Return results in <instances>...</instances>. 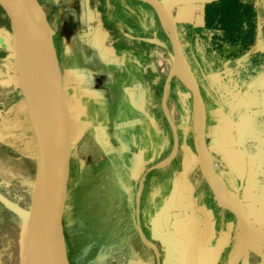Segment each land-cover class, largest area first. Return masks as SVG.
I'll return each instance as SVG.
<instances>
[{
    "label": "rangeland",
    "instance_id": "374dc122",
    "mask_svg": "<svg viewBox=\"0 0 264 264\" xmlns=\"http://www.w3.org/2000/svg\"><path fill=\"white\" fill-rule=\"evenodd\" d=\"M57 1L40 0L57 30L55 39L65 99L72 110L74 140L63 218L70 263L181 264L185 255L190 262V257L199 255L198 245H193L195 254L188 249L187 254L183 252L180 256L179 250L191 245L190 228L197 212L192 208L193 214L186 217L187 229H180L176 218L178 191L186 185L187 195L191 194L187 204L193 201L195 206L202 202L208 205L209 212L219 204L200 170L192 93L176 77L170 80L166 91L173 68L168 32L147 3L103 0L109 32L99 34L100 42L110 48L119 44L126 46L118 50L117 56L125 59L122 60L87 43L86 32H70L67 25L72 23L73 8L68 13L70 16L59 14L64 21L58 22ZM240 1L242 22L240 28L232 30L235 32L226 34L222 26H194L193 19L178 23L184 54L206 106V138L215 164L213 169L219 177L218 185L224 192L235 194L236 184L231 181L235 169L224 151L230 136L226 127L232 125L231 118L225 114L232 103L228 93H232L235 78H239L237 74L244 63L264 62V0ZM82 10L79 14L84 12ZM177 12L179 15L181 11ZM77 20V26L82 28L83 17ZM4 22L9 23V20L0 0V264H20V212L28 210L31 203L36 143L15 65L10 24L7 28ZM196 28L202 31L197 32ZM131 61L134 64L143 61L149 66L155 104L153 117L150 111L149 119L146 114L139 117L138 132L128 134L126 130L133 129V125H128L131 118H124L116 131L113 125L108 127L110 120L117 117L111 114L114 103H118L119 108L123 103V110L127 109L126 105L130 108L135 103L125 91V84L139 79L138 74L129 73L123 78L122 91L120 86L103 91L100 83L105 80L101 77L103 70L109 72L108 67L115 66L114 62L121 72V63ZM73 65L78 67L73 68ZM118 111L120 114V109ZM169 119L176 127L177 142ZM217 131L221 135L217 136ZM220 164L226 169L217 173L216 165ZM152 166L156 168L144 188L140 221L145 237L164 247L162 255L142 241L136 211L140 180ZM169 208H172L171 216L166 213ZM219 208L227 214L233 227L229 241L219 249L214 264H230L239 226L231 212ZM226 219H219V240L224 237Z\"/></svg>",
    "mask_w": 264,
    "mask_h": 264
},
{
    "label": "water",
    "instance_id": "95a60500",
    "mask_svg": "<svg viewBox=\"0 0 264 264\" xmlns=\"http://www.w3.org/2000/svg\"><path fill=\"white\" fill-rule=\"evenodd\" d=\"M1 1L12 32L15 59L17 60L16 50H18V46L28 59L43 89L47 118V125L43 131L36 128L32 121L38 140L37 166L31 203L28 210L25 211V218H22L19 235V262L20 264H71L67 253L63 219L70 168L71 139L62 67L54 40V32L40 0ZM138 1L149 4L157 15L160 16V13H164L168 17L166 31L171 40L173 68L166 84V91L170 80L176 77L192 93L197 118L195 124L200 170L219 206L231 212L237 222L243 223L248 229L247 240L239 247L235 246V251L230 260V264H241L253 241V229L239 197L236 195L238 207H235L227 198L226 192L218 185L219 177L212 167V155L206 140L207 113L204 98L184 54L179 36L178 21L173 11V8L177 6H206L220 0ZM184 64L191 72L192 80L184 75ZM22 94L32 120L31 105L23 90ZM163 108L166 110L165 98ZM170 124L177 142L176 127L172 120H170ZM163 165L164 163L160 166ZM155 168L153 166L149 171ZM37 222L39 224L36 229ZM139 232L142 241L158 254L157 249L146 239L140 222Z\"/></svg>",
    "mask_w": 264,
    "mask_h": 264
},
{
    "label": "crops",
    "instance_id": "0c3cea01",
    "mask_svg": "<svg viewBox=\"0 0 264 264\" xmlns=\"http://www.w3.org/2000/svg\"><path fill=\"white\" fill-rule=\"evenodd\" d=\"M72 8L74 10L73 18L71 19L72 23L67 25L70 32H86L84 40L87 43L93 46H99L105 52L110 54L113 53L115 56L119 54V49H125L126 46H123L122 44L121 46L119 44L110 48L106 45V43L102 41L100 42L99 34L102 32L107 34V32H109L108 22L104 12L103 0H89V2H86V0H58L55 11L58 22L60 20L61 22L64 21V19L59 18V14H66L70 16L68 13ZM78 8L83 9L82 11L84 12L79 14L80 9ZM76 9H78V11H76ZM173 11L178 23H187L189 19H193L194 23L192 24L198 27H203L206 23V6L204 5H200L199 8L195 5L177 6L173 8ZM177 11H181L179 12V15ZM80 16L83 17L85 22V25H83L82 28H79L76 23L78 22L77 19H79ZM50 23L54 32V40L56 44L55 32H57V30H55L53 22L50 21ZM73 56L75 55L73 54ZM118 58L125 60L123 57ZM121 64V72L117 70L116 62H114L115 66L111 65L108 67L109 72H105L103 70L104 74L102 73L101 77H105V80L101 79L102 81L100 86L101 88H104L103 91H110L112 86H120V90L122 91L124 85L123 78L129 73L138 74L139 79H136V81L133 82L131 80V82L125 84L127 86L125 91L130 95L128 96L131 97V100L135 103L131 104L130 108L126 105L127 109L125 108V111L123 110V103H121L120 108L118 103H114V111H111V114H115L117 117L110 120L111 123L108 127L111 128L113 125V129L116 131L119 128H116L117 125L122 126V120H124V118H131L128 125L131 124V127L133 125V129H129L130 131L126 130L129 134L130 132H138L139 117L146 114L147 119H149V111L152 113L153 117L155 91L151 88L149 76L150 71L147 63L145 64V62L142 61L140 64L139 62L134 64V61H131ZM75 67L77 68L78 66L73 65V68ZM104 69L106 68L104 67ZM241 70L242 71L239 72L240 74H237V76L239 75V78H235L234 83H236V85H234L232 93H228V95L232 98V103L225 111V114L231 118L232 125L226 127V133H229L230 136H228L224 151L225 154L229 156L230 165H232L235 169L231 181L236 184V195L242 201L245 213L253 229V241L241 264H264V62H246L242 66ZM217 94L219 95L218 90ZM66 105L70 126L71 159L74 140L72 133V110L69 103H66ZM145 105L146 108H144ZM118 109H120L122 113L120 112L119 114ZM134 126H136V128H134ZM216 134L217 136L221 135V132L217 131ZM206 140L208 149L211 152L208 144V138H206ZM35 143L37 161L38 140L36 133ZM149 170L150 168L142 176L137 193L136 211L138 213L141 228L142 221H140V216L142 214L141 207L145 190L144 188L148 185L152 176L151 171ZM184 187L186 188V185H184ZM185 188H180L178 196H176L178 200V208L176 209L178 215H176V218L180 225V229L182 227V229H187L186 225L188 222L186 221V217L188 214H193L194 211H192V208L196 210L197 213L195 221L192 223V227L190 228L192 241L189 243H191V245L184 246V248L179 250V253L180 256H182L181 253L183 252L187 254L188 249L189 252H194L193 245L195 243L198 245L199 255L190 257V262H188V258L185 255L181 259L183 260V263L181 264H214V261H217L218 255L220 254L218 252L219 249H222L224 244L229 241L231 237V228L233 226L231 227V222L229 221L227 214H225L218 205L214 206L212 211L209 212L207 207L208 205H204L202 202L195 206L193 201H190L189 204H187V198L190 197L191 194L188 196V190ZM185 190L186 194H183ZM171 209L172 208L166 210L168 216H171ZM224 217L227 218V227L225 228L224 237L219 240L217 238V230H219V227L221 226L219 219ZM183 232L184 230L180 233V239L183 237ZM146 239L148 240L147 237ZM148 242L152 244L161 255L163 254L162 252H164V247L161 248L156 245L155 241L150 242L148 240Z\"/></svg>",
    "mask_w": 264,
    "mask_h": 264
},
{
    "label": "bare ground",
    "instance_id": "6f19581e",
    "mask_svg": "<svg viewBox=\"0 0 264 264\" xmlns=\"http://www.w3.org/2000/svg\"><path fill=\"white\" fill-rule=\"evenodd\" d=\"M159 17H160L163 27L167 29L168 28L167 15L164 13H160ZM17 49H18L16 50L17 60L15 62V65L18 71L20 87H21V90H23V92L26 94L28 101L31 105L32 121L35 127L43 131L45 130L46 125H47L44 92L25 54L20 49V47L17 46ZM183 72H184V75L188 79L190 80L193 79V76L191 72L189 71L188 67L186 66V64L183 65ZM211 162H212L211 163L212 167L214 168L215 164H213V160ZM226 196L235 207H238V199L235 193L231 191H227ZM20 216L24 219L26 216V212L21 211ZM38 224L39 223L37 222L36 229L38 228ZM238 226H239V234H238L236 245H235L237 247L238 245H242L247 240L248 235H249L248 229L243 223H238ZM234 251H235V248H234Z\"/></svg>",
    "mask_w": 264,
    "mask_h": 264
},
{
    "label": "trees",
    "instance_id": "16d2710c",
    "mask_svg": "<svg viewBox=\"0 0 264 264\" xmlns=\"http://www.w3.org/2000/svg\"><path fill=\"white\" fill-rule=\"evenodd\" d=\"M242 6L240 0H220L206 5V23L204 28L222 26L226 34H229L232 30L240 28L242 22ZM4 25L9 28L8 22H4ZM195 31H202V28H196Z\"/></svg>",
    "mask_w": 264,
    "mask_h": 264
},
{
    "label": "built area",
    "instance_id": "2783aa9c",
    "mask_svg": "<svg viewBox=\"0 0 264 264\" xmlns=\"http://www.w3.org/2000/svg\"><path fill=\"white\" fill-rule=\"evenodd\" d=\"M225 169H226V167H224L222 164H220L219 167L216 165L217 173H220V171H224Z\"/></svg>",
    "mask_w": 264,
    "mask_h": 264
}]
</instances>
